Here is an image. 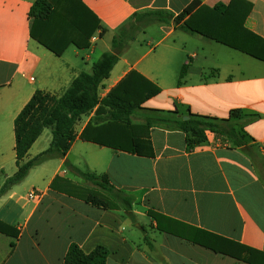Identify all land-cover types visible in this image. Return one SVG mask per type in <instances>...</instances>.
<instances>
[{"label": "crops", "instance_id": "obj_1", "mask_svg": "<svg viewBox=\"0 0 264 264\" xmlns=\"http://www.w3.org/2000/svg\"><path fill=\"white\" fill-rule=\"evenodd\" d=\"M36 1L0 0V187L17 171L14 123L36 91L59 98L111 51L113 35L136 13L178 16L195 1L207 7L230 2L79 0L100 28L88 48L69 45L58 56L30 37L29 12ZM246 1L252 8L244 27L264 40V0ZM179 26L154 24L139 32L151 34L146 50L136 46L145 41L137 33L99 86V99L135 71L160 93L132 114L133 124L167 113L181 120L191 115L228 120L243 145L206 131L205 142L190 148L183 131L152 125L153 157L138 156L79 139L95 111L82 116L64 158L34 167L0 197V222L18 232L15 238L0 233V264H63L72 244L86 254L104 247L106 264H248L194 241L229 252L236 251L234 243L264 254V62ZM184 64L187 72L178 86L170 68ZM51 140V129H44L24 161L46 151ZM65 162L108 178L110 208L87 203L88 192H105ZM30 192L40 199H28ZM256 261L264 263V256Z\"/></svg>", "mask_w": 264, "mask_h": 264}, {"label": "trees", "instance_id": "obj_2", "mask_svg": "<svg viewBox=\"0 0 264 264\" xmlns=\"http://www.w3.org/2000/svg\"><path fill=\"white\" fill-rule=\"evenodd\" d=\"M251 8L252 4L246 0H230L226 5L220 3L213 7L201 6L195 1L178 16L167 11L134 14L131 22L115 32L111 40V51L101 55L90 73H81L59 98L36 91L21 110L14 123L17 171L0 187V197L21 183L34 167L53 158H64L77 137L74 130L76 124L82 116L93 111L94 117L82 130L79 139L138 156L153 157L148 133L152 125L183 131L190 148L205 142L206 131L223 137L225 142L243 145L244 141L237 134L234 124L228 120L194 115L188 120H181L167 113L164 116L146 118L142 125L133 124L132 114L147 100L160 93L157 86L135 71H130L103 99L98 97V88L109 77L119 56L137 33L154 24H180L179 29L183 32L200 35L264 62V40L244 27ZM29 17L33 20L30 37L58 56L69 45L78 49L88 48L90 39L100 28L99 20L79 0H37L30 9ZM52 29L56 32L49 34ZM187 67V64L181 67L178 86L182 84ZM47 128L51 129L52 134L49 148L25 162L27 152ZM65 165L105 192V195L88 192L87 203L98 208H110L109 199L113 200L114 195L108 191L113 188L105 175L81 172L68 162ZM126 202L129 210L131 200ZM148 215L158 222V217L153 212H148ZM0 233L14 238L18 235L16 230L1 222ZM194 242L215 253L228 255L248 264H264L256 261V258L264 254L238 244L232 243L236 251L229 252L216 245ZM108 255V250L102 246L86 254L72 244L64 256L63 264H106Z\"/></svg>", "mask_w": 264, "mask_h": 264}, {"label": "rangeland", "instance_id": "obj_3", "mask_svg": "<svg viewBox=\"0 0 264 264\" xmlns=\"http://www.w3.org/2000/svg\"><path fill=\"white\" fill-rule=\"evenodd\" d=\"M139 34H141V36L139 37L140 39H144L145 41H141V43H139L141 46H139V45H136V46H138L139 48H141V49H143V50H146V49H149L150 48V46H147V40H149L150 38H151V34H149V33H147L146 35L145 34H142V33H139ZM139 34H137L136 36H138ZM171 42H172V40H170ZM156 42H153V44L151 45L152 47H154L153 45L155 44ZM179 46H180V48L182 49V48H184V45H180L179 44ZM160 49V47H158V50ZM186 58V57H185ZM170 69H172V70H174L177 74V82L179 81V74H180V70H181V66L179 67V68H175V66L174 67H172V68H170Z\"/></svg>", "mask_w": 264, "mask_h": 264}, {"label": "built area", "instance_id": "obj_4", "mask_svg": "<svg viewBox=\"0 0 264 264\" xmlns=\"http://www.w3.org/2000/svg\"><path fill=\"white\" fill-rule=\"evenodd\" d=\"M28 199L37 201L40 199V196L36 192H30Z\"/></svg>", "mask_w": 264, "mask_h": 264}, {"label": "water", "instance_id": "obj_5", "mask_svg": "<svg viewBox=\"0 0 264 264\" xmlns=\"http://www.w3.org/2000/svg\"><path fill=\"white\" fill-rule=\"evenodd\" d=\"M188 118L186 117V118H184V120H187Z\"/></svg>", "mask_w": 264, "mask_h": 264}]
</instances>
